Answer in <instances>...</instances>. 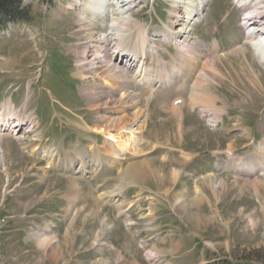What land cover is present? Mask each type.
Wrapping results in <instances>:
<instances>
[{"label":"rangeland","instance_id":"rangeland-1","mask_svg":"<svg viewBox=\"0 0 264 264\" xmlns=\"http://www.w3.org/2000/svg\"><path fill=\"white\" fill-rule=\"evenodd\" d=\"M70 2L21 0L26 21L0 22V103L7 99L13 118L20 114L26 124L38 118L37 141L26 150L8 134L0 136V264H264V68L248 45L244 53L235 51L246 38L245 14L233 0H207L191 29L193 50L186 48L196 62L191 68L173 43H161L173 0L136 1L129 15L161 46L168 65L159 66L173 78L169 66L182 59L174 77L182 64L189 75L182 87L164 84L152 98L145 86H129L139 106L127 117L139 113L142 138L118 165H95L91 145L108 161L114 157H107L111 144L88 128L97 114L82 91L92 82L77 74L75 52L86 33ZM104 16L96 33H108L110 18ZM214 42L221 46L219 57L210 52ZM213 58L217 78L208 68L207 78L196 80L201 64ZM197 83V94L214 97L222 114L213 125L191 108ZM178 99L184 102L181 135V116L172 111ZM77 148L87 163L81 173L78 164L69 166ZM115 191L122 193L120 211L97 201ZM100 237L105 246H93ZM45 245L47 252L40 250Z\"/></svg>","mask_w":264,"mask_h":264},{"label":"bare ground","instance_id":"bare-ground-1","mask_svg":"<svg viewBox=\"0 0 264 264\" xmlns=\"http://www.w3.org/2000/svg\"><path fill=\"white\" fill-rule=\"evenodd\" d=\"M136 1L71 0L68 6V9L75 10L77 22L81 26L82 32L86 33L84 34L86 41L79 46L81 50L78 52L79 49H75V52L78 56L76 59L77 74L83 81L90 79L92 82L82 91V94L88 97V104L91 105L89 109L94 110L97 114L93 126L88 128H90L89 131L91 133H95L99 137L103 136L104 140L111 144L112 151L107 153V157H114L112 158L114 162L108 161L102 149H99L97 145H91L89 147L91 150V162L95 165H102L103 163L118 165L121 162L119 161L120 156L128 153L132 148L131 144L139 142L142 138L144 124L140 122L141 116H138L139 113L129 114L127 117L129 112L134 111L139 106L138 98L135 97L134 92L129 90V86L135 83L145 86L144 92L152 98L156 94L158 87L164 84H171L176 81L174 84L180 88L182 83L179 82H186L185 75H189V71H185L186 66L184 64H182L181 73L174 77L176 72L173 70H176L174 68L176 64L191 63L186 65H190L192 68V63H196L191 58V51L187 50H193L192 43L189 45L191 29L195 22L199 20L200 11L204 9L207 0H173L172 2L173 9L169 19V26L165 27V36L161 38V43H173L178 50V58L181 56L184 60L182 62V59H178L180 63L177 61L174 65L169 66L173 78H171L169 73H166L167 69L161 68L162 65L167 66L168 64L160 56L159 49L161 46L154 42V35H149L138 22H133V17L129 15L131 9L136 7ZM233 3L245 14V18L241 22L246 32V38L242 42L243 46L235 48V51L241 49V53H244L247 51L245 46L248 45L252 48L255 59L264 68V0H233ZM104 14L110 18L108 20L110 21L109 30L106 28L108 33H96V28L93 27L98 24L100 18L105 17ZM210 47V52L219 57L218 53L221 51V46L214 42ZM186 48L188 49L186 50ZM107 54L110 56H108V60ZM214 59L212 63L204 61L205 69L207 68L206 72L203 70L204 63L201 64L202 69L200 68V71H196V80L198 75L204 79L208 75V68H211V74L214 77L217 75L212 71V67H215L212 66ZM172 62H174V58H172ZM208 63L210 64L208 65ZM206 65L208 66L206 67ZM182 79L185 80L183 81ZM203 79L199 80L202 81ZM199 83L196 84L193 94H191V108L199 109L202 116L204 115L205 118L209 119L208 122L210 124H214L221 118L222 114L216 108L214 97L211 99L210 96L204 97L205 95L197 94L199 91L196 89L202 86ZM201 104L202 107L199 108ZM182 106H184L183 100L178 99L172 107L174 114L181 116L180 125H177L180 135L184 120ZM13 112H15V107L11 106L10 103L0 105V136L8 134L9 137L13 140L16 139L20 143L19 145L26 150L31 142L37 141V136L36 138L34 137L33 131L37 126L28 128L27 124L21 119L20 114L13 118ZM261 148V157L264 158V145ZM37 149H39V146H34V149L29 154H33ZM0 151H2L1 148ZM79 151V148L74 149L69 155V166L78 164L79 172L77 171L76 173H81L87 169L86 158L80 156ZM54 156V153H51L50 159L54 160ZM226 157L232 158L236 166L241 165V161L234 158L233 152H227ZM3 160V158L2 160L0 159V164L3 163ZM51 165V163L48 164L46 168L51 167ZM4 172H6V169H4ZM129 174L124 173V177H128ZM95 190L97 192L98 189ZM111 194L113 196L110 199L108 195ZM111 194L102 193L97 196V201L103 203L104 200H107V202L116 206L115 208L119 211L122 210V205L124 204V202H121L122 197L120 198L122 193L118 194L115 191L111 192ZM105 223H103V227ZM103 238L105 237H100L99 239L101 240H98L93 246L102 248V246H105L104 243L107 246L109 241L108 234L103 245H100L101 241L104 240Z\"/></svg>","mask_w":264,"mask_h":264},{"label":"trees","instance_id":"trees-1","mask_svg":"<svg viewBox=\"0 0 264 264\" xmlns=\"http://www.w3.org/2000/svg\"><path fill=\"white\" fill-rule=\"evenodd\" d=\"M20 0H0V22H15L21 19Z\"/></svg>","mask_w":264,"mask_h":264},{"label":"crops","instance_id":"crops-1","mask_svg":"<svg viewBox=\"0 0 264 264\" xmlns=\"http://www.w3.org/2000/svg\"><path fill=\"white\" fill-rule=\"evenodd\" d=\"M56 248H58V249H59L60 247H59V246H57ZM47 249H48V248H47V246H46V245H45V247H42V248L40 247V250H42V251H44V252H47ZM49 256H50V255H49ZM44 257H45V258H46V257L48 258V254H45V253H44Z\"/></svg>","mask_w":264,"mask_h":264},{"label":"flooded vegetation","instance_id":"flooded-vegetation-1","mask_svg":"<svg viewBox=\"0 0 264 264\" xmlns=\"http://www.w3.org/2000/svg\"><path fill=\"white\" fill-rule=\"evenodd\" d=\"M57 249V248H56Z\"/></svg>","mask_w":264,"mask_h":264}]
</instances>
